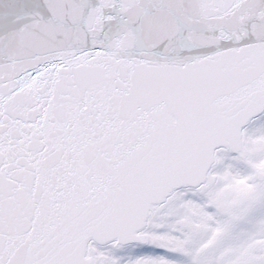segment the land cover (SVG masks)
I'll return each mask as SVG.
<instances>
[{"label": "snow or ice", "instance_id": "obj_1", "mask_svg": "<svg viewBox=\"0 0 264 264\" xmlns=\"http://www.w3.org/2000/svg\"><path fill=\"white\" fill-rule=\"evenodd\" d=\"M0 264H264V0H0Z\"/></svg>", "mask_w": 264, "mask_h": 264}]
</instances>
